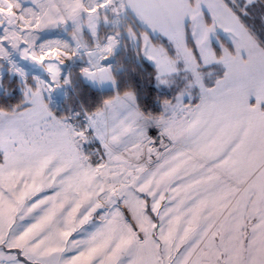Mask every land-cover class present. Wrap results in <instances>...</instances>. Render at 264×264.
<instances>
[{
    "label": "snow or ice",
    "instance_id": "1",
    "mask_svg": "<svg viewBox=\"0 0 264 264\" xmlns=\"http://www.w3.org/2000/svg\"><path fill=\"white\" fill-rule=\"evenodd\" d=\"M0 264H264V0H0Z\"/></svg>",
    "mask_w": 264,
    "mask_h": 264
}]
</instances>
